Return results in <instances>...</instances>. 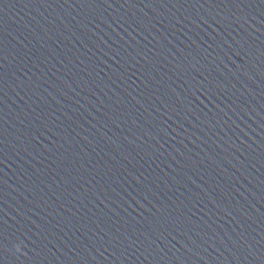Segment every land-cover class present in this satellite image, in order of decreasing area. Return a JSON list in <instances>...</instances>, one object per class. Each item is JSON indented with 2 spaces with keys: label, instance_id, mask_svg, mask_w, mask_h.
<instances>
[{
  "label": "water",
  "instance_id": "obj_1",
  "mask_svg": "<svg viewBox=\"0 0 264 264\" xmlns=\"http://www.w3.org/2000/svg\"><path fill=\"white\" fill-rule=\"evenodd\" d=\"M0 264H264V0H0Z\"/></svg>",
  "mask_w": 264,
  "mask_h": 264
}]
</instances>
